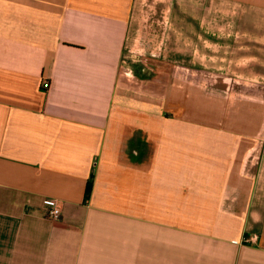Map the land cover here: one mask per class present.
I'll use <instances>...</instances> for the list:
<instances>
[{
  "label": "crops",
  "instance_id": "obj_1",
  "mask_svg": "<svg viewBox=\"0 0 264 264\" xmlns=\"http://www.w3.org/2000/svg\"><path fill=\"white\" fill-rule=\"evenodd\" d=\"M202 73L262 84L264 0H0V264H264V117L171 124Z\"/></svg>",
  "mask_w": 264,
  "mask_h": 264
},
{
  "label": "rangeland",
  "instance_id": "obj_2",
  "mask_svg": "<svg viewBox=\"0 0 264 264\" xmlns=\"http://www.w3.org/2000/svg\"><path fill=\"white\" fill-rule=\"evenodd\" d=\"M129 62L130 58L125 63L124 69L129 70ZM158 63L160 64L158 61L157 63L150 61L147 84L143 82L144 78L135 76V79H131L126 85H123V101L127 108L130 106L129 97L131 95H138L139 97L140 95H146L148 92L150 93L149 97L156 100L154 103L150 102V110L160 113L164 112L160 99L162 98V90L164 91L165 88L160 81V75H164L165 72H156L158 68L155 67V70L154 65L157 66L159 65ZM151 69H154V71ZM123 73H126V71H123ZM168 75L172 86V84H174L173 81L178 79V73L174 72ZM188 75H194V73L186 72L185 78H187ZM201 76L202 98H199L201 102L196 104V112L193 103L191 104L194 89L186 88L184 89V93H186L184 98L185 106L180 108L185 116L183 119L173 120L171 124L174 123L178 125L182 123L187 128L229 127V129L233 128L236 130L234 131L236 135L243 136L258 131L257 129L260 126L264 128V119L259 120L260 126L258 119H256L257 115H263L264 117V80H261L262 84H259L260 82L257 77L249 76L247 79L241 80L242 78L240 77L233 75L229 76V73H219V75L202 73ZM172 89L178 90L175 86H173ZM180 89L182 88H179V90ZM212 99L219 102L217 106L219 111L215 114H211L212 112L210 111V100ZM211 104L214 105L213 103ZM136 106L139 107L140 104L137 103ZM175 109L169 111L174 117L178 115L175 114ZM250 138L253 139L255 137Z\"/></svg>",
  "mask_w": 264,
  "mask_h": 264
},
{
  "label": "built area",
  "instance_id": "obj_3",
  "mask_svg": "<svg viewBox=\"0 0 264 264\" xmlns=\"http://www.w3.org/2000/svg\"><path fill=\"white\" fill-rule=\"evenodd\" d=\"M49 84L47 82H43L42 88L48 89ZM60 215V209L55 205H50V207L47 210V216L51 219H57Z\"/></svg>",
  "mask_w": 264,
  "mask_h": 264
},
{
  "label": "trees",
  "instance_id": "obj_4",
  "mask_svg": "<svg viewBox=\"0 0 264 264\" xmlns=\"http://www.w3.org/2000/svg\"><path fill=\"white\" fill-rule=\"evenodd\" d=\"M91 186H92V180L91 178L88 180L86 184V190H85V198L89 197L90 191H91Z\"/></svg>",
  "mask_w": 264,
  "mask_h": 264
}]
</instances>
